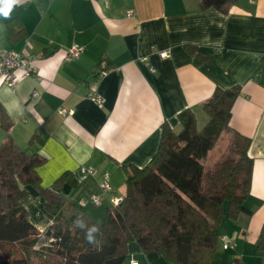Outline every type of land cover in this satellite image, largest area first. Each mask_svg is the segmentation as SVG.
<instances>
[{"label":"crops","instance_id":"obj_1","mask_svg":"<svg viewBox=\"0 0 264 264\" xmlns=\"http://www.w3.org/2000/svg\"><path fill=\"white\" fill-rule=\"evenodd\" d=\"M11 21L22 35L10 37ZM0 50L25 53L36 71L15 87L0 79V106L13 122L7 131L0 121V147L12 137L45 157L37 169L42 186L64 194L69 205L98 191L106 172L109 196L123 198L127 168L151 162L165 122L180 131L179 114L191 108L203 128L210 120L203 105L215 89L240 86L230 125L252 138V186L248 212L221 224L215 261L264 264L256 245L264 225V0H238L229 13L203 10L201 0H24L0 17ZM82 167L96 175L85 177ZM66 173L87 188L58 187ZM28 190L24 204L42 233L54 216L40 191ZM225 236L233 247L224 249ZM133 262L172 264L136 241L123 264Z\"/></svg>","mask_w":264,"mask_h":264},{"label":"trees","instance_id":"obj_2","mask_svg":"<svg viewBox=\"0 0 264 264\" xmlns=\"http://www.w3.org/2000/svg\"><path fill=\"white\" fill-rule=\"evenodd\" d=\"M237 1L201 0V8L229 13ZM13 22L8 24L11 38L24 32ZM241 91L240 86L217 87L203 105L210 117L203 128H198L191 108L179 114L180 131L165 122L151 162L127 168V190L118 205L105 201L82 207L78 199L83 192L67 204L64 194L42 186L37 169L45 157L26 152L9 137L0 147V264H123L132 241L172 264H217L221 224L248 212L245 203L252 186V138L230 125ZM0 121L7 131L13 125L2 106ZM224 133L232 135L227 149L209 165L210 152ZM65 182L74 193L84 187L69 173L56 185ZM29 186L40 191L54 216L42 233L30 221L24 204ZM77 218L86 228L98 225L94 243L86 240V228L75 226ZM256 245L264 253V225Z\"/></svg>","mask_w":264,"mask_h":264},{"label":"built area","instance_id":"obj_3","mask_svg":"<svg viewBox=\"0 0 264 264\" xmlns=\"http://www.w3.org/2000/svg\"><path fill=\"white\" fill-rule=\"evenodd\" d=\"M133 10H130L129 15H133ZM77 49H73L70 52V56L76 54ZM157 53L163 58L171 57V53L165 50H158ZM21 72V74H18ZM33 64L27 59V55L19 51H2L0 50V79L4 80L10 87H15L20 80L35 74ZM36 93L34 96H37ZM89 98L96 102L102 103V98L96 94L90 93ZM72 110H62L63 114H72ZM81 172L85 177H94L96 171L93 168L82 167ZM110 173L106 172L103 175L102 181L98 183V191L83 195L78 199V204L82 207L89 205L100 206L105 201L110 202L114 205H118L122 202L123 198H112L109 196V192L112 188L110 182ZM224 249L233 247L232 240L228 236L223 237ZM133 264H138L133 262Z\"/></svg>","mask_w":264,"mask_h":264},{"label":"clouds","instance_id":"obj_4","mask_svg":"<svg viewBox=\"0 0 264 264\" xmlns=\"http://www.w3.org/2000/svg\"><path fill=\"white\" fill-rule=\"evenodd\" d=\"M24 0H0V17L5 19L10 17L11 12L13 11L14 6L20 5ZM76 227L80 229H85V223L83 219L77 218L74 221ZM100 231L98 225L93 224L91 227L86 228L85 238L89 243L95 242V235Z\"/></svg>","mask_w":264,"mask_h":264},{"label":"rangeland","instance_id":"obj_5","mask_svg":"<svg viewBox=\"0 0 264 264\" xmlns=\"http://www.w3.org/2000/svg\"><path fill=\"white\" fill-rule=\"evenodd\" d=\"M231 136L232 135L230 133H224L222 135L216 147L210 152L208 158L209 165L215 163L220 158L222 152L227 149Z\"/></svg>","mask_w":264,"mask_h":264}]
</instances>
